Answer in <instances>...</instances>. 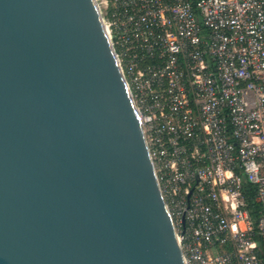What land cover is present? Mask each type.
Returning <instances> with one entry per match:
<instances>
[{
  "label": "water",
  "instance_id": "95a60500",
  "mask_svg": "<svg viewBox=\"0 0 264 264\" xmlns=\"http://www.w3.org/2000/svg\"><path fill=\"white\" fill-rule=\"evenodd\" d=\"M0 264H185L95 0H0Z\"/></svg>",
  "mask_w": 264,
  "mask_h": 264
},
{
  "label": "built area",
  "instance_id": "2783aa9c",
  "mask_svg": "<svg viewBox=\"0 0 264 264\" xmlns=\"http://www.w3.org/2000/svg\"><path fill=\"white\" fill-rule=\"evenodd\" d=\"M95 1L185 264H264V0Z\"/></svg>",
  "mask_w": 264,
  "mask_h": 264
},
{
  "label": "trees",
  "instance_id": "16d2710c",
  "mask_svg": "<svg viewBox=\"0 0 264 264\" xmlns=\"http://www.w3.org/2000/svg\"><path fill=\"white\" fill-rule=\"evenodd\" d=\"M253 215V214H252Z\"/></svg>",
  "mask_w": 264,
  "mask_h": 264
}]
</instances>
